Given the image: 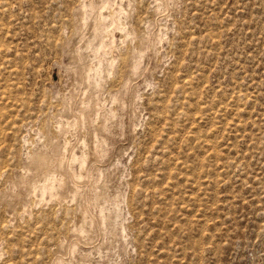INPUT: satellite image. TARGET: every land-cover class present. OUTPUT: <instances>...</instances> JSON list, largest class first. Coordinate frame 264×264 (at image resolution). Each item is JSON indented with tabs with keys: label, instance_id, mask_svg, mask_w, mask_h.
<instances>
[{
	"label": "rangeland",
	"instance_id": "1",
	"mask_svg": "<svg viewBox=\"0 0 264 264\" xmlns=\"http://www.w3.org/2000/svg\"><path fill=\"white\" fill-rule=\"evenodd\" d=\"M101 1L0 0V264H264V0Z\"/></svg>",
	"mask_w": 264,
	"mask_h": 264
},
{
	"label": "bare ground",
	"instance_id": "2",
	"mask_svg": "<svg viewBox=\"0 0 264 264\" xmlns=\"http://www.w3.org/2000/svg\"><path fill=\"white\" fill-rule=\"evenodd\" d=\"M113 1V0H112ZM90 3V2H89ZM97 3V2H96ZM96 3L95 2H91L90 4H89V8H90V10L91 11H89V12H93L94 11V14H95V10H97V6H96ZM101 3L103 4V6L102 7H105L106 8V6L108 5V0H106V2H102L101 1ZM120 3V2H119ZM84 5H85V3H83ZM99 4V3H98ZM111 4H113V3H111ZM100 5V4H99ZM110 5V4H109ZM113 7V6H112ZM86 9H87V7H85ZM101 8V7H100ZM109 8H111V7H109ZM123 8V7H122ZM107 9V8H106ZM105 9V10H106ZM112 9V8H111ZM85 10V9H84ZM99 11H101V10H99ZM119 12V13H118ZM117 13H116V15L114 14L113 16H111V23L113 24V22H116L117 20L118 21H120V14H122L123 12H122V9H121V7H120V10L118 11ZM85 13V12H84ZM109 14V13H108ZM90 15V14H89ZM92 15V14H91ZM96 15V14H95ZM98 17L96 18L95 17V20L92 22V24H91V27H92V32H91V34H90V36L88 37V39H87V41H86V44H87V46H95V52L96 53H99L100 51H102V52H104L105 53V50H106V46L108 45L107 44V42L103 39V38H101L100 36H102L103 35V33H105V32H107V31H109V29H108V27L106 26V25H104V23L106 24V22H105V20L108 18L107 16L105 17L101 12L99 13V15H97ZM126 17V16H125ZM84 18V17H83ZM88 19V18H87ZM86 20V19H85ZM108 20V19H107ZM124 20V19H123ZM122 21V20H121ZM120 21V22H121ZM128 21V20H127ZM119 22V23H120ZM108 26H111V24L110 25H108ZM84 27V26H83ZM118 28V27H117ZM112 29V28H111ZM124 29V28H123ZM122 29V30H123ZM113 30V29H112ZM133 30V29H132ZM76 31V30H75ZM85 33V32H84ZM87 33V32H86ZM108 33V32H107ZM111 34H112V31L110 32ZM122 33V32H121ZM85 35V34H84ZM126 35H128V34H126ZM84 37V36H83ZM98 37H100L99 38V41H98V43L95 45L94 44V42H95V39L96 38H98ZM104 37V36H103ZM108 37V36H107ZM113 37V36H112ZM111 41V40H110ZM113 41V40H112ZM147 45V44H146ZM108 48V47H107ZM91 49V48H90ZM112 49V48H111ZM77 51V50H76ZM107 51V50H106ZM98 56V55H97ZM106 56V55H105ZM110 56V55H109ZM103 58V57H102ZM102 58H101V60H102ZM93 59V58H92ZM97 59V58H96ZM95 60V59H94ZM114 58L110 61V64H109V69H110V71L112 70V68H113V66L115 65L114 63ZM99 62V61H98ZM97 62V63H98ZM101 63V62H100ZM99 63V64H100ZM138 60H135L134 62H133V68L135 69V68H137L138 67ZM107 64V63H106ZM117 64V63H116ZM140 65V64H139ZM99 68L100 67H97L96 69H94V70H96L95 71V73L97 74L98 73V71L100 72V70H99ZM102 68V67H101ZM88 73V72H87ZM92 73V72H91ZM94 73V74H95ZM101 73V72H100ZM109 73V72H108ZM89 74V73H88ZM102 75V74H101ZM111 75H112V73H111ZM109 76V75H108ZM90 77V76H89ZM98 77V76H97ZM92 78H93V75H92ZM96 78V77H95ZM92 80V79H91ZM95 80H97V79H95ZM100 81V80H99ZM99 81L97 82L96 81V83L98 84L99 83ZM90 101V100H89ZM89 104V103H88ZM87 104V105H88ZM85 105V104H84ZM97 107H99V106H97ZM70 111V110H69ZM73 113V112H72ZM97 113V112H96ZM76 116V115H75ZM60 118V117H59ZM83 120H84V117H83ZM61 121V120H60ZM82 123V122H81ZM68 124V123H67ZM69 126V125H68ZM67 127V126H66ZM68 131V130H67ZM40 132V131H39ZM68 133V132H67ZM44 135V134H43ZM96 136V135H95ZM41 140V139H40ZM43 140V139H42ZM66 140V139H65ZM83 140V139H82ZM69 142V141H68ZM85 142V141H84ZM86 144V143H85ZM45 145V144H44ZM67 147V146H66ZM64 149H65V147H64ZM66 150H67V148H66ZM66 150H64V151H66ZM72 154V153H71ZM31 155V154H30ZM29 155V156H30ZM88 155V154H87ZM86 155V153H83L81 156H78V155H76L75 157H73V160L74 161H78L79 162V164H80V166L81 167H87L86 165H87V161H88V156ZM78 156V157H77ZM65 158V155H64V153L63 152H61V151H59V154H58V157H53V156H50V155H48V154H46V153H38V154H36V155H34L33 157H32V159H31V161H32V164H33V166L37 169V170H40V169H42L43 170V180H44V182L42 183V185H41V191H42V195H43V193L45 194L46 192H52V191H54L55 190V187L56 186H60V185H62V183H63V180H62V178H56V176H55V173H54V171H55V167H61L62 165H63V163H64V159ZM72 158V157H71ZM89 160H90V158H89ZM70 166V165H69ZM84 170V169H83ZM76 176V175H75ZM70 177H71V175H70ZM80 179V178H79ZM81 179H82V176H81ZM36 184V183H35ZM36 186V185H35ZM61 187V186H60ZM57 188V187H56ZM35 191V190H34ZM77 191V190H76ZM76 194H77V192H76ZM44 196V195H43ZM59 196V195H58ZM74 197V196H73ZM42 198H44V197H42ZM57 199V198H56ZM43 202V201H42ZM85 210V209H84ZM103 214V213H102ZM85 216V215H84ZM83 216V217H84ZM103 216V215H102ZM104 217V216H103ZM83 220V219H82ZM80 225V229H84V227H85V225H84V222H82L81 224H79ZM79 229V230H80ZM73 250V249H72Z\"/></svg>",
	"mask_w": 264,
	"mask_h": 264
}]
</instances>
